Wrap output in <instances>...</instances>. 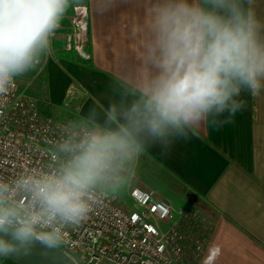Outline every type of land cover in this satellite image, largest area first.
<instances>
[{
  "label": "clouds",
  "instance_id": "obj_1",
  "mask_svg": "<svg viewBox=\"0 0 264 264\" xmlns=\"http://www.w3.org/2000/svg\"><path fill=\"white\" fill-rule=\"evenodd\" d=\"M72 4L0 0V97L40 65ZM114 4L95 2L100 11ZM255 4L149 0L132 30L139 49L133 75L137 98L127 106L111 104L103 125L90 119L78 130L69 126L56 144L53 168L0 180V232L6 234L0 236V257L35 241L61 243L68 229L124 185L147 151L146 142L167 150L206 122L219 124L224 114L230 119L243 110L242 92L264 90V18ZM20 193L24 196L16 199Z\"/></svg>",
  "mask_w": 264,
  "mask_h": 264
},
{
  "label": "crops",
  "instance_id": "obj_2",
  "mask_svg": "<svg viewBox=\"0 0 264 264\" xmlns=\"http://www.w3.org/2000/svg\"><path fill=\"white\" fill-rule=\"evenodd\" d=\"M95 2L73 0L43 67L52 112L75 127L90 119L103 125L111 104L127 106L138 95L133 94L138 38L132 30L149 0H115L108 11L97 10ZM74 5H83L88 14L83 55L64 53ZM255 7L264 18V0H256ZM238 99L246 102L243 110L230 119L224 114L219 124L206 122L167 150L146 142L136 164L150 177V190L144 184L136 190L169 205L182 227L196 215L204 245L197 264H264V90L244 91ZM178 204L180 211L174 208Z\"/></svg>",
  "mask_w": 264,
  "mask_h": 264
},
{
  "label": "built area",
  "instance_id": "obj_3",
  "mask_svg": "<svg viewBox=\"0 0 264 264\" xmlns=\"http://www.w3.org/2000/svg\"><path fill=\"white\" fill-rule=\"evenodd\" d=\"M68 19L71 31L63 38L64 50L83 55L86 8L74 5ZM57 30L53 38L58 37ZM69 126L42 113L38 101L23 95L18 85L0 97V180L11 182L20 173L53 168L56 144ZM131 197L134 210L123 208L116 196L108 195L79 226L68 229L61 243L53 245L76 264H197L204 245L195 229L196 215L182 227L173 220L169 205L157 201L152 192L134 190Z\"/></svg>",
  "mask_w": 264,
  "mask_h": 264
},
{
  "label": "rangeland",
  "instance_id": "obj_4",
  "mask_svg": "<svg viewBox=\"0 0 264 264\" xmlns=\"http://www.w3.org/2000/svg\"><path fill=\"white\" fill-rule=\"evenodd\" d=\"M55 39V38H52ZM65 54H73L72 51H64ZM50 51L48 54L42 59L40 65L33 71L25 74L20 77L17 81L19 91L27 96L34 98L38 101L41 112H46L52 119L57 122H61L57 120V116L52 112V108L50 106V101L47 99L49 94L47 93L48 88H46L45 76L43 73V67L45 58H50ZM52 58V57H51ZM38 106V107H39ZM141 168H145L143 165H137L133 172L128 176V179L124 183V185L117 189L115 192L110 193L111 196H116L119 204L123 206V208L127 210H134L136 208V204L131 197V193L141 188V185H145L146 190H150V185L148 184L150 181L148 169L145 168L146 172H144ZM148 172V173H147ZM182 204L175 205V209L180 208ZM176 210H174L176 212ZM180 211V210H177ZM168 225L161 224L162 228H167Z\"/></svg>",
  "mask_w": 264,
  "mask_h": 264
},
{
  "label": "water",
  "instance_id": "obj_5",
  "mask_svg": "<svg viewBox=\"0 0 264 264\" xmlns=\"http://www.w3.org/2000/svg\"><path fill=\"white\" fill-rule=\"evenodd\" d=\"M6 235L0 232V236ZM11 239V236H8ZM13 264H76V262L53 244L40 241L33 242L27 248L3 257Z\"/></svg>",
  "mask_w": 264,
  "mask_h": 264
},
{
  "label": "trees",
  "instance_id": "obj_6",
  "mask_svg": "<svg viewBox=\"0 0 264 264\" xmlns=\"http://www.w3.org/2000/svg\"><path fill=\"white\" fill-rule=\"evenodd\" d=\"M0 264H13L10 261H8L7 259L0 257Z\"/></svg>",
  "mask_w": 264,
  "mask_h": 264
}]
</instances>
